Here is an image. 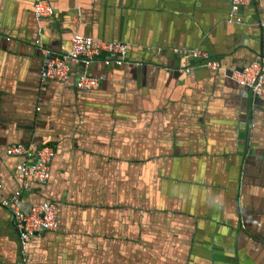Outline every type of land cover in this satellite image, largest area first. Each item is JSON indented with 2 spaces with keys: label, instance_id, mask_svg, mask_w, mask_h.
Here are the masks:
<instances>
[{
  "label": "crops",
  "instance_id": "1",
  "mask_svg": "<svg viewBox=\"0 0 264 264\" xmlns=\"http://www.w3.org/2000/svg\"><path fill=\"white\" fill-rule=\"evenodd\" d=\"M49 1L56 15L41 20L39 0H0L1 193L60 204L58 229L31 241L33 264H264V117L251 122L246 89L224 74L168 69L178 47L227 67L252 60L264 0L244 26L227 22L231 0ZM74 32L128 42L136 66L96 61L90 92L80 66L41 87L35 40L56 49ZM14 144L55 147L48 185H22ZM0 264H23L1 205Z\"/></svg>",
  "mask_w": 264,
  "mask_h": 264
},
{
  "label": "built area",
  "instance_id": "2",
  "mask_svg": "<svg viewBox=\"0 0 264 264\" xmlns=\"http://www.w3.org/2000/svg\"><path fill=\"white\" fill-rule=\"evenodd\" d=\"M252 2L253 0H233L230 21H234L236 18L237 23H242V17L238 16V11L241 7L248 6ZM53 13L54 7L48 1H40L36 4L38 18H49ZM72 42V50L64 55V59L51 60L44 68L41 73L42 84H46L48 80L67 82L71 76L67 60L83 61L90 65L103 52L124 56L128 48V45L123 42H110L79 34L74 36ZM175 52L186 57L209 58L207 52L199 49H175ZM105 62L108 65L114 63L117 66H122L124 61L122 58H116L115 60L106 59ZM208 67L214 70L222 68L219 62L209 63ZM231 78L242 87H248L255 95L264 100V57L251 62L243 70H234ZM99 86L98 78L86 74L80 76L77 82L78 89L84 91L96 90ZM8 154L21 158L17 171L26 181L29 178H34L37 183L45 185L52 178L53 162L57 156L55 147L42 145L37 148L31 144H14L9 147ZM2 188L3 184H0V203L16 218L23 264H33L30 252L31 241L37 234L58 229L59 205L53 201H44L34 204L29 212L25 213L21 207L22 192L16 191L10 196H4L1 193Z\"/></svg>",
  "mask_w": 264,
  "mask_h": 264
},
{
  "label": "water",
  "instance_id": "3",
  "mask_svg": "<svg viewBox=\"0 0 264 264\" xmlns=\"http://www.w3.org/2000/svg\"><path fill=\"white\" fill-rule=\"evenodd\" d=\"M39 1H48V0H39ZM50 2V1H49ZM232 2L233 0H231V6H230V11H229V14H228V17H227V22L229 24H232V25H239V26H244V25H248V22L245 20L244 18V10H245V7H241L238 11V16L239 17H242V23H237L236 22V18L234 19V21H230V15H231V11H232ZM253 2H255V0H253ZM38 3V2H37ZM36 3V4H37ZM36 4H35V14H36ZM50 4L54 7V13L51 17L49 18H39L41 20H51L52 18L55 17L56 15V7L50 2ZM253 4V3H252ZM37 16V15H36ZM264 23V19L261 18V21L259 22V30H260V33L258 35V43H259V48L255 49L253 48L252 49V53H253V58L252 60H249V62H247L246 64H244L243 66H233L232 67H227V65L225 64H220L221 65V69L220 70H214V69H209L208 68V64L209 63H212V62H219V63H223L221 62V59H219V57L217 55H213L212 53L209 52V58L208 59H202L201 57H198V58H195V57H186V56H183L181 54H178L175 52V49H189V50H194V49H197V48H187V47H178V48H175L173 50V52L175 53L176 56H179L181 58V61L180 63L177 62V64H168V69H172L174 68L176 71L175 73H180L182 72L183 70L185 69H190V71H186L184 72V74H190L192 72V70L194 69H198V68H202V69H205V70H209L213 73H217V72H220L222 74L225 75V77L233 80L231 78V75H232V72L234 70H243L246 66H248L251 62L257 60V59H261L264 57V30L262 29V25ZM261 26V27H260ZM84 35V36H91V35H85V34H82L80 32H74L72 33L70 36H68V41L71 39L70 43L69 44H66L65 42H60V47L59 48H52L51 46H49L48 44H46L44 42V36H38L37 39L35 40V45L38 47V52L39 53H42L44 52V50L46 51V54H43V57L45 58V61H46V64L44 66V68L47 66V64L51 61V60H55L57 58L59 59H64V55L71 51L72 50V47H73V42H72V39L74 38L75 35ZM94 38H100V39H103V40H106V41H110V42H113V41H117V42H123V43H126L128 45V48H127V53L124 55V56H118V55H114V54H110L108 52H103L100 56H98L95 61L93 63H91L90 65H87L85 62L81 61V62H74L72 60H67V63L70 65V69H71V75H72V72L74 71V68L76 66H80L83 68V72L80 74V76L86 74L88 76H91V77H94V78H98V76H94L91 74L90 72V69H92L94 67V64L96 61L98 60H106V59H113L115 60L116 58H122L123 59V65L120 66V67H134L136 66V64L132 61V59L130 58V54L128 53L129 52V48H130V45L128 42H125V41H122V40H117V39H104V38H101L99 36H92ZM64 45V46H63ZM64 47V48H63ZM200 50V49H199ZM159 63V62H158ZM114 63L110 64L109 66L113 65ZM115 65V64H114ZM139 66H142V65H139ZM146 66H142V68H144ZM43 68V70H44ZM181 70V71H180ZM80 76L78 78V80L80 79ZM70 79H71V76H70ZM69 79V80H70ZM99 79V78H98ZM68 80V81H69ZM52 81V80H48L46 84H42L41 82V77H40V82H41V87L43 88H47L48 85H49V82ZM55 81V80H53ZM67 81V82H68ZM78 82V81H77ZM100 83H101V80H100ZM241 86V85H239ZM242 87V86H241ZM246 89V100H247V105H248V112H249V116L251 118V122H253V119H254V116H255V113H262L263 117H264V100L260 97H258L257 95H255L248 87H243ZM80 91H84V90H80ZM90 91H94V90H90ZM90 91H84V92H90ZM263 130V129H262ZM27 145V144H26ZM34 145V144H33ZM45 145V144H44ZM36 146V145H35ZM47 146H51V145H47ZM37 148L39 146H36ZM251 154H255L256 153V149L254 147L251 146V148H249V151ZM264 152V151H263ZM56 159V157H55ZM54 159V160H55ZM21 162V161H20ZM22 179V185L25 186L26 184H29V182H34L36 184H39L36 182V180L34 178H29L27 179V181L24 179V177L18 173ZM52 178H53V168H52ZM52 178L50 179V181L52 180ZM49 181V182H50ZM49 182L45 185L41 184V186H46L49 184ZM2 184V183H0ZM17 191H21L22 192V197H23V191L22 189H18ZM22 197H21V207H22V210L25 212V213H28L30 208L34 205V204H37V203H41V202H44V201H53V202H56L58 205L59 202L57 200H54V199H50V198H42L32 204H27V205H24L23 202H22ZM1 205V203H0ZM2 206V205H1ZM3 207V206H2ZM4 208V207H3ZM6 209V208H5ZM7 210V209H6ZM8 211V210H7ZM9 212V211H8ZM11 214V213H10ZM12 215V214H11ZM12 218H13V222L16 223V218L15 216L12 215ZM38 235V234H37ZM217 250V249H216ZM215 255H216V252H215ZM22 259V257H21ZM221 262H228V264H237L236 260L234 261L233 259L231 258H227V256L223 255L221 258ZM241 264H248L247 262H242Z\"/></svg>",
  "mask_w": 264,
  "mask_h": 264
},
{
  "label": "rangeland",
  "instance_id": "4",
  "mask_svg": "<svg viewBox=\"0 0 264 264\" xmlns=\"http://www.w3.org/2000/svg\"><path fill=\"white\" fill-rule=\"evenodd\" d=\"M137 164H140V162H137ZM141 165V164H140ZM142 186V185H141ZM141 189H142V187H141Z\"/></svg>",
  "mask_w": 264,
  "mask_h": 264
}]
</instances>
